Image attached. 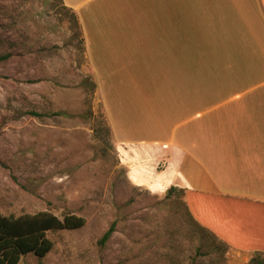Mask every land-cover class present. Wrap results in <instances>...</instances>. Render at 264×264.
Masks as SVG:
<instances>
[{"label":"rangeland","instance_id":"374dc122","mask_svg":"<svg viewBox=\"0 0 264 264\" xmlns=\"http://www.w3.org/2000/svg\"><path fill=\"white\" fill-rule=\"evenodd\" d=\"M137 1L131 0L132 8L145 4L140 0L136 7ZM149 1L140 17L156 31L147 36H169L165 23H171L172 37L180 38L176 53L189 52V69L234 67L233 59H223L214 11L202 14L195 1L176 0L174 12L159 16ZM63 2L76 14L86 44L80 67L82 47L60 21L54 0H0V215L49 212L85 221L78 230L48 232L52 250L44 258L23 256L18 264H248L254 254L230 248L222 254L211 247L210 234L193 233L184 209L167 197L161 156L150 154L148 162L139 163L138 148L111 149L94 136L101 118L122 130L121 121L112 120L118 104L135 96L136 72L108 75L91 18L109 14L111 31L121 23L114 32L124 35L138 13L125 11L129 5L123 0ZM108 5L109 13L97 10ZM89 62L99 73L93 74ZM140 63L153 67L150 60ZM86 79L95 83L93 94L81 87ZM259 257L264 264V254Z\"/></svg>","mask_w":264,"mask_h":264},{"label":"crops","instance_id":"0c3cea01","mask_svg":"<svg viewBox=\"0 0 264 264\" xmlns=\"http://www.w3.org/2000/svg\"><path fill=\"white\" fill-rule=\"evenodd\" d=\"M144 1L132 8L131 0H123L129 5L125 11L138 13L130 19L136 22L130 23L129 34H115L121 23L111 31L109 14L91 18L108 75L136 72L135 96L118 104L112 120L121 121L122 130L117 132L106 117L113 146L138 148L139 163L148 162L150 154L161 156L165 190L185 192L199 225L233 251L264 254V0H193L196 11L216 13L223 59L235 61L234 67L217 69H189V52L176 53L180 38L172 37L171 23H165L169 36H147L156 28L140 17ZM149 4L160 16L174 12L176 0ZM102 7L97 10L111 11L109 5ZM143 60L153 67H143ZM167 61L174 67H164ZM89 65L94 75L99 73L98 65ZM122 85L127 86L125 80Z\"/></svg>","mask_w":264,"mask_h":264},{"label":"trees","instance_id":"16d2710c","mask_svg":"<svg viewBox=\"0 0 264 264\" xmlns=\"http://www.w3.org/2000/svg\"><path fill=\"white\" fill-rule=\"evenodd\" d=\"M55 5L60 11V21L68 23V29L73 36L78 39L81 45V56L78 59L77 65L80 67L84 62L85 47L82 38V29L76 14L63 3V0H54ZM81 87L87 88V92L93 94L95 92V83L92 80H84ZM39 116V115H34ZM94 136L98 141H101L108 148L113 149L111 140V130L105 118H101L97 126L94 128ZM185 192L177 188H169L167 197H173V205L177 208H183L185 217L189 219L193 233L200 232L204 236L211 235V247L224 254L229 246L222 240L218 239L209 230L199 225L191 216L188 207L184 200ZM85 224L84 219L73 215L64 216L62 219L49 212H39L34 215H22L18 218L3 217L0 215V264H18L21 257L28 254H33L38 258H44L53 247L50 240L46 238L48 232L78 230ZM114 227H110L102 236L99 243L103 245L112 235ZM206 239V237H205ZM221 248V249H220ZM262 253H254L253 258L248 264H263L259 256Z\"/></svg>","mask_w":264,"mask_h":264}]
</instances>
